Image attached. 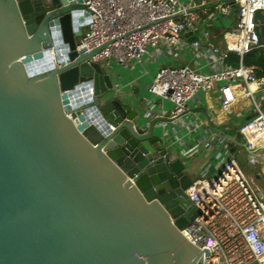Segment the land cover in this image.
Masks as SVG:
<instances>
[{"label": "water", "instance_id": "obj_1", "mask_svg": "<svg viewBox=\"0 0 264 264\" xmlns=\"http://www.w3.org/2000/svg\"><path fill=\"white\" fill-rule=\"evenodd\" d=\"M88 12L0 0V264H202L188 164L76 51Z\"/></svg>", "mask_w": 264, "mask_h": 264}, {"label": "built area", "instance_id": "obj_2", "mask_svg": "<svg viewBox=\"0 0 264 264\" xmlns=\"http://www.w3.org/2000/svg\"><path fill=\"white\" fill-rule=\"evenodd\" d=\"M234 1L236 22L226 35L224 47H210L209 64L218 67L234 54L239 65L211 71L207 66L204 71L187 65L160 67L149 92L169 102L175 118L185 113L196 94L215 88L224 107L239 97L249 100L254 117L240 127L239 133L250 151L264 142V110L252 89L259 80L254 70L243 64V57L253 49L264 54V0ZM84 2L92 13L88 12L90 19L76 51L88 53L103 47L88 63L106 62L109 66V61H114L126 68L131 62L140 65L150 50L162 54L183 49V38L195 34L202 22L190 0ZM230 12L229 7L221 9L224 16ZM189 47L197 54L208 48L197 39ZM89 95L94 96L93 88ZM262 177L264 182V172ZM186 195L199 209L193 205L198 215L180 233L199 252L208 249V256L201 252L202 264H264V202L242 178L234 161H227L219 176L193 182Z\"/></svg>", "mask_w": 264, "mask_h": 264}, {"label": "crops", "instance_id": "obj_3", "mask_svg": "<svg viewBox=\"0 0 264 264\" xmlns=\"http://www.w3.org/2000/svg\"><path fill=\"white\" fill-rule=\"evenodd\" d=\"M190 1L197 6L202 22L195 34H187L183 38V49L162 54H158V50H150L140 65L131 62L127 68L114 61H109V66H106V62L102 65L113 73L118 99L129 105L131 111L138 112L147 119L145 130L151 128L154 122H157L156 127L172 129V144L188 164L187 170L192 174V183L219 176L224 164L234 161L238 172L252 191H259L260 182H263L264 142L249 151L244 137L239 133L240 127L254 115L249 100L239 97L235 103L224 107L215 88L196 94L187 104L185 113L175 118L171 115L172 105L149 92L151 81L160 67L187 65L204 71V66H207V71H211L239 65V61L236 66L229 63L232 54L218 67L209 64L210 47H224L226 35L236 22L235 1L228 0L226 4H220L223 0ZM227 7L231 12L229 16H224L221 9ZM196 39L208 47L199 54L189 47ZM252 89L254 97L260 101L264 110V77ZM209 124L211 128L208 127Z\"/></svg>", "mask_w": 264, "mask_h": 264}, {"label": "trees", "instance_id": "obj_4", "mask_svg": "<svg viewBox=\"0 0 264 264\" xmlns=\"http://www.w3.org/2000/svg\"><path fill=\"white\" fill-rule=\"evenodd\" d=\"M261 32L264 38V17L261 26ZM229 63L233 66L238 65V58L232 54L230 56ZM243 64L249 68H252L258 80L264 77V54L260 50L253 49L243 57Z\"/></svg>", "mask_w": 264, "mask_h": 264}, {"label": "rangeland", "instance_id": "obj_5", "mask_svg": "<svg viewBox=\"0 0 264 264\" xmlns=\"http://www.w3.org/2000/svg\"><path fill=\"white\" fill-rule=\"evenodd\" d=\"M227 2H228V0H223L222 3H220V4H226ZM218 24H219V22H218ZM157 63H159L158 58H157ZM254 193L258 199H261L264 202V197H263L264 196V183L262 181L260 182V190L254 192Z\"/></svg>", "mask_w": 264, "mask_h": 264}]
</instances>
